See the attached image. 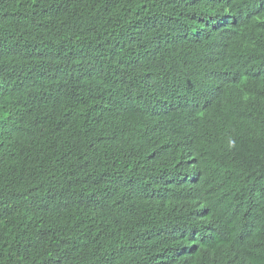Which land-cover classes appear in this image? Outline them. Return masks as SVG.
Masks as SVG:
<instances>
[{
  "label": "trees",
  "instance_id": "1",
  "mask_svg": "<svg viewBox=\"0 0 264 264\" xmlns=\"http://www.w3.org/2000/svg\"><path fill=\"white\" fill-rule=\"evenodd\" d=\"M0 264H264V0H0Z\"/></svg>",
  "mask_w": 264,
  "mask_h": 264
}]
</instances>
